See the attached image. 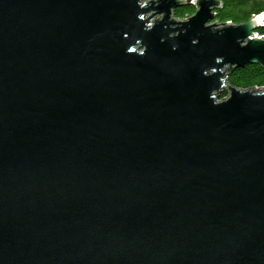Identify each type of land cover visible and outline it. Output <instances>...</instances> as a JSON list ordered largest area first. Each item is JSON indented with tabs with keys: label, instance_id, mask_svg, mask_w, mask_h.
Listing matches in <instances>:
<instances>
[{
	"label": "water",
	"instance_id": "1",
	"mask_svg": "<svg viewBox=\"0 0 264 264\" xmlns=\"http://www.w3.org/2000/svg\"><path fill=\"white\" fill-rule=\"evenodd\" d=\"M221 6L0 0V264H264V13Z\"/></svg>",
	"mask_w": 264,
	"mask_h": 264
},
{
	"label": "trees",
	"instance_id": "2",
	"mask_svg": "<svg viewBox=\"0 0 264 264\" xmlns=\"http://www.w3.org/2000/svg\"><path fill=\"white\" fill-rule=\"evenodd\" d=\"M222 6L216 10L214 22L243 24L248 22L253 15L264 13V0H220ZM194 4H182L174 9L178 18H187L196 12ZM256 32L264 35V25ZM227 82L242 89L264 87V67L261 65H246L232 68L228 71ZM226 96V92L222 97Z\"/></svg>",
	"mask_w": 264,
	"mask_h": 264
},
{
	"label": "rangeland",
	"instance_id": "3",
	"mask_svg": "<svg viewBox=\"0 0 264 264\" xmlns=\"http://www.w3.org/2000/svg\"><path fill=\"white\" fill-rule=\"evenodd\" d=\"M144 1H147V0H144ZM215 23V22H214ZM217 23V22H216ZM260 90V89H259ZM224 93V92H223ZM223 93H222V95H223ZM226 96H227V92H226ZM226 96H224V98L226 97Z\"/></svg>",
	"mask_w": 264,
	"mask_h": 264
}]
</instances>
